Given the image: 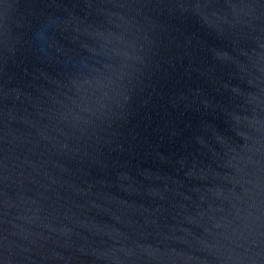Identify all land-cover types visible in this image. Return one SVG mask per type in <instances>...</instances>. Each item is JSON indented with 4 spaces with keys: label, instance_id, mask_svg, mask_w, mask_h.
Returning a JSON list of instances; mask_svg holds the SVG:
<instances>
[{
    "label": "water",
    "instance_id": "95a60500",
    "mask_svg": "<svg viewBox=\"0 0 264 264\" xmlns=\"http://www.w3.org/2000/svg\"><path fill=\"white\" fill-rule=\"evenodd\" d=\"M0 264H264V0H0Z\"/></svg>",
    "mask_w": 264,
    "mask_h": 264
}]
</instances>
